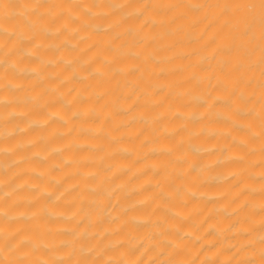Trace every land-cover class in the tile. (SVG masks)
<instances>
[{
  "label": "bare ground",
  "instance_id": "1",
  "mask_svg": "<svg viewBox=\"0 0 264 264\" xmlns=\"http://www.w3.org/2000/svg\"><path fill=\"white\" fill-rule=\"evenodd\" d=\"M0 264H264V0H0Z\"/></svg>",
  "mask_w": 264,
  "mask_h": 264
}]
</instances>
